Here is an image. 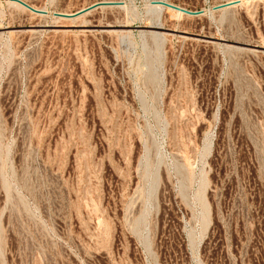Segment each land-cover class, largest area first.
Here are the masks:
<instances>
[{
  "label": "rangeland",
  "instance_id": "obj_1",
  "mask_svg": "<svg viewBox=\"0 0 264 264\" xmlns=\"http://www.w3.org/2000/svg\"><path fill=\"white\" fill-rule=\"evenodd\" d=\"M22 1L46 13L0 0V264H264V0Z\"/></svg>",
  "mask_w": 264,
  "mask_h": 264
},
{
  "label": "water",
  "instance_id": "obj_2",
  "mask_svg": "<svg viewBox=\"0 0 264 264\" xmlns=\"http://www.w3.org/2000/svg\"><path fill=\"white\" fill-rule=\"evenodd\" d=\"M15 3L19 4L20 6L34 12V13H38V14H44L46 13L45 11L43 10H39V9H36L32 6H30L29 4L23 2L22 0H13ZM241 1L240 0H236V1H229V2H226V3H223V4H220L218 6H215L214 9L215 10H218V9H225V8H230L236 4H239ZM113 3L111 2H100V3H97V4H94L90 7H87L83 10H80L76 13H72V14H64V13H56V16L58 17H61V18H67V19H70V18H74V17H77V16H80L94 8H97V7H100V6H108V5H111ZM159 4L163 5V6H166V7H169V8H172V9H175L177 11H180L184 14H187V15H191V16H197V15H200L203 13V11H190V10H187V9H184V8H181V7H178L176 5H173V4H170V3H167V2H163V1H160Z\"/></svg>",
  "mask_w": 264,
  "mask_h": 264
}]
</instances>
